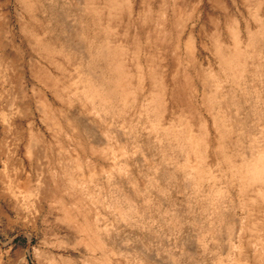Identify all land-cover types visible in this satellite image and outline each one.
Listing matches in <instances>:
<instances>
[{
	"label": "rangeland",
	"instance_id": "1",
	"mask_svg": "<svg viewBox=\"0 0 264 264\" xmlns=\"http://www.w3.org/2000/svg\"><path fill=\"white\" fill-rule=\"evenodd\" d=\"M76 1L9 0L5 6L3 5L5 16L2 17L3 29L0 39L5 46L0 50V54L3 53L8 58H13L16 69H23L25 77L18 85L2 83L0 77L1 106H5L4 103L11 98L13 91H20L14 99L16 107L13 109L14 111L11 110V113L6 111L8 118L10 117L17 123L18 133L15 134L16 136L14 135L15 128L12 132L5 130V124L0 118V143H4V147L9 149V154H6L5 149L0 148V175L7 173L9 176V172L11 173L13 168H17L24 170L23 178L28 176L35 187L38 182L44 186V180H46L53 190L56 189L53 191V199L52 193L45 198L44 210L34 214L35 210L30 206L31 197L26 198L23 195L18 200L20 209H16L13 206L15 191L14 196L12 193L11 196L6 185L0 182V264H66V261L67 264H70L68 255L72 249L68 244L70 241L67 243L65 240L67 234L79 233L81 240L88 232L94 236L92 228H87V230L86 226L84 228L80 225L85 223L82 218L85 212L73 206L71 200L73 197L71 198L64 192L67 195L65 196L61 192L62 197L66 198H57L61 195L57 189L66 186L61 183L65 177L59 178V176L63 172H66L65 174L72 173L73 165H79V162L75 160L74 153L78 150L89 152L90 146L92 148L100 146L91 142L86 136L83 130L85 126L87 128H90L91 125L95 128L98 127L101 138H106L111 146V150L109 147V149H105V152L94 149L97 152L94 163H90V166H86L84 163L81 172L77 170L80 177L81 174L84 175L83 190L91 194L87 196L88 202H90L87 206H100V198L109 195L115 187L134 199L143 200L146 196L141 186L142 181L149 184V178L157 180V183L164 180L161 178L162 171H158V168L151 167L152 173L147 177L143 176L146 169L136 163L133 146L138 145L145 148L154 154L156 160L160 156L161 167L166 164L163 171L168 173L172 170L168 158H163L164 152L160 150L163 145L157 142L160 138L156 130L153 131L150 127L153 118L151 108L156 99L157 89L161 91L163 99L161 110L163 119L167 120L172 113L174 122L178 123L179 113L187 110L186 114H190L189 111H191L190 124L193 129L197 130L199 129L200 109L203 110L201 101L208 102L206 95H202L204 84L207 89L213 90L214 102L217 103L221 99L229 102L233 100L230 90L231 87L235 88V85L223 66L225 64L223 60L227 62V58L232 56L239 59H236L235 63H241L244 66L241 80L245 86H248L251 80V70L257 74L260 69L261 71L264 69V0H80L78 8L74 6ZM23 3H28L29 9L24 8ZM70 12L76 18L74 24L71 23L73 16ZM66 13L69 14V20H64L63 23L69 27L70 38L67 34L62 33L60 25L62 23L60 14ZM53 15H56L58 23L51 19ZM48 20H50L49 24H47ZM26 21L27 25L30 24L35 40H40L39 42H33L30 31L24 29ZM36 32H38V36H35ZM188 37L191 38L190 45L186 46ZM76 43L82 44L86 49L89 46L93 50V55L98 45L108 48L114 57V63L124 73L125 80L122 79V81L124 85L127 83V88L124 87L122 81L119 82L118 86L122 89L118 92H123V94L118 100H128L126 103H119V105H115L118 104V100L114 101L115 104L113 102L117 112L121 107V114L118 112L117 115L109 116L111 123H108V126L110 125L112 128L107 127L98 115L90 112L89 106L84 107L78 97L81 89L76 90V85L81 86V80L85 79L89 62L82 55L83 50L78 48ZM52 47L56 48V52ZM58 61L62 62V66L58 65ZM94 61V66L102 64L99 59H94ZM259 80L260 76L255 75V81L259 82ZM75 81L78 83L76 84ZM257 82H253V84ZM41 95L46 100L54 102V109H59L63 105L62 108L67 113L70 115L80 113L82 119L78 117L74 119L75 121L70 119L71 128H69L64 126L67 123L64 120V114L57 113L56 117L64 125L60 123V129L56 130V127L49 122V127L43 122L45 121L44 112L39 108ZM122 104L125 106H121ZM240 104L244 105L241 98ZM25 105L29 106L27 115L14 114L15 111L18 113ZM248 114L249 107L246 104V111L240 118L243 121L241 131L246 130L244 122ZM78 119L82 122H78ZM72 124H75V129H72ZM120 124L123 125L120 126ZM160 125H163V122ZM127 126H134L135 138L122 140L118 136L117 129L119 127L127 129ZM175 126L178 127L179 124ZM202 128L201 124L200 129L202 130ZM255 131L256 127H253V135ZM207 134L209 144L211 145V142L214 141V145L216 141L214 132H211L210 129V121L207 126ZM226 136L227 134L223 132L220 134V143L222 144L220 149H210L208 146L207 152L210 154L207 158L208 161L212 158L211 152L216 155L219 150L223 149ZM59 138H64V142L69 141L70 144H67L66 147L68 146V149L75 148L76 151L67 149L61 155V140ZM37 148L42 150L41 157H38L36 153L28 154L30 149L36 150ZM235 166L233 173L226 175L224 181L220 183L222 189L218 194L225 202L229 200L228 197H231L235 202L243 203L242 196L238 195L241 186L239 178L232 179L231 177L239 175L242 171L238 165ZM108 175L110 176L108 177ZM156 175L157 178H155ZM70 176L73 177L72 174ZM89 179L92 180V184H89ZM257 188L264 189V183L256 182L247 193V196L252 198L255 208H259L262 204L261 197L257 194ZM153 193L149 184V196H153ZM171 196L178 205L183 202L185 193L175 194L173 192ZM167 198L172 199L169 196ZM17 199H19L18 196ZM65 199L70 201L66 202ZM64 201L68 205L63 206V211L60 205ZM190 202L191 206L186 208V213H180L179 216L185 220L197 216L204 222L206 214L199 212L198 206L193 200ZM70 203L72 207L69 205ZM66 209L70 214H73L74 211L76 217L74 215L70 217ZM62 212L66 213L68 218L63 216ZM103 214L105 216V211ZM86 215L84 217L88 218ZM57 216L61 217V222L58 221ZM77 216L82 217L80 219ZM73 217L76 219L74 220ZM92 217L96 218L93 214ZM244 217L245 215L239 209L233 215V219L229 220L235 225L238 219ZM64 219H68L70 222L74 220L75 224L68 226L69 224L63 222ZM252 221H255V226H251L253 225ZM87 222L91 223L89 218ZM182 222L183 224L180 226L175 225L176 222H173L169 217L160 226H156L158 232L165 233V238H157L155 233L146 234L145 231H139L135 226L129 230L122 224H119L117 233L119 235L126 234L132 239L137 237L139 242H146L150 249L162 247L164 244L170 252L178 253L179 248L177 247L180 243L178 238L192 230V226ZM242 224V226H233L217 222L218 231L214 233L215 239L210 240L208 237L205 239V243L208 244V248L212 252L207 250L200 264L217 261L213 259L214 257L226 259V255L222 252L223 245L231 242L235 249L240 235H244V241L250 242V244L252 239L255 240L256 228L259 229V234L264 235V214L262 212L254 213L253 218H248V221L244 220ZM97 225L96 231L105 233L107 241L109 238L107 234L114 235L115 230L104 219L98 217ZM83 229L87 231L85 230L84 233ZM89 234H87V238L90 241L86 237L84 241L95 243L96 239L93 238L92 242V236ZM168 239L176 248L171 247L170 249L167 246ZM240 241L242 240L240 239ZM93 244L88 246L92 247ZM94 247L99 249V247ZM101 250H95V258L97 260L98 257L102 260L105 257L102 263L106 264L104 261L107 262L108 253L105 251L101 253ZM75 251L78 252L76 249ZM88 256L91 255L88 254ZM162 256L164 255L161 254ZM127 257L123 258L124 263H136L131 262L134 259L132 256L128 255ZM52 259L53 261H51ZM99 259L97 262H100ZM142 264L150 263L145 260Z\"/></svg>",
	"mask_w": 264,
	"mask_h": 264
},
{
	"label": "bare ground",
	"instance_id": "2",
	"mask_svg": "<svg viewBox=\"0 0 264 264\" xmlns=\"http://www.w3.org/2000/svg\"><path fill=\"white\" fill-rule=\"evenodd\" d=\"M8 2L9 0L0 1V36L3 29L2 17L5 16V14L3 13V5L5 6ZM74 6L78 8L80 6V0H77L76 3H74ZM23 7L29 9L30 6L28 3H23ZM70 14L73 16L71 23L74 24L76 18L72 14V12H70ZM60 17L62 19V23L60 24L62 33L67 34L69 36L68 38H70L69 27L65 26L63 23L64 20H69V14H60ZM51 19L54 22L58 23L56 15H53V17L51 16ZM49 23L50 20L47 21V24ZM24 29H28V31H30V37L33 42L40 41L35 40L30 24L27 25V21L25 22ZM36 35H39L38 32L35 33V36ZM190 40L191 38L188 37L186 46L190 45ZM4 46L5 45L2 44V41L0 39V50ZM76 46L83 50L82 55L89 62V67L86 72L85 79L81 80V86L76 85V90L81 89L78 97L83 102L84 107L89 106L90 112L98 115L100 117V120H103L107 127H109L110 125L108 126V123H111V120H109V116L115 115L116 113L120 112L121 107L119 106L120 108H118L119 111L117 112V108L115 110L113 105L115 104L114 101L118 100L123 94V92H118L120 91V89H122V87L118 85L120 84L119 82L122 81V79L125 80L124 73L121 69L118 68V65L114 63V57L108 48H105L102 45H98L96 47V52L93 55V50L89 46L87 47L88 50L84 46H82V44L80 45L79 43H76ZM52 49L56 52L55 47H52ZM94 59L101 60L102 64L100 66H94ZM236 59L238 58L232 56L227 58V62L223 60V63H225L223 66L227 70L228 76L232 80V83L235 85V88L231 87L230 90L233 95V100L229 102L225 99H221L222 101L219 100L217 103L214 102L213 98H215V96L213 90L211 88L207 89L204 84V88H202V95H206V97L208 98V102L206 100L201 101L203 110L200 109L199 129L197 130L193 129L190 124L191 111H189L190 114H186L187 110L179 113L180 119L178 123L174 122L172 113L169 115V118L167 120L163 119L161 111L163 106V99L161 96V91L157 89L156 99L153 101L151 108L153 118L150 127L153 131L156 130L157 135L160 138L158 139V137H156V139H158L157 142H160L163 145L160 147V150L164 152L163 158H168V162L172 170L168 173L166 171H163L166 167V164L164 167H161L162 163L159 161L160 156L159 158L157 157L156 160L154 154L147 151L145 148L139 147L138 145L133 146V150L135 152L134 159L136 163L146 169V172L143 173L144 177H147L152 173V168H158V171H162L161 178L164 181L157 183V180L154 181L152 178L148 179V182L154 192L153 196H149L148 194L149 184H147L145 181H142L141 186L144 189V195L146 196V198L144 197L143 200L134 199L129 194L115 187L109 195L100 198V206L95 207L93 205L92 207H88L87 204L90 202H88L87 196L91 194L83 190L84 186L82 185L84 184V175L81 174L80 177V174H77V170L78 172H81V169H83L82 164L84 163H86V166H90V163L93 164L95 160L94 157L97 155L96 151L105 152V149H109V147L111 150V146L109 144L110 142H108V140H106V138L104 137L101 138V132H99L98 127L95 128L91 125L90 128H87L86 126L83 128L84 133L91 142L93 141V143L100 146L93 148L90 146L89 152L82 150L76 151L75 148H69L70 151H76L74 153L75 160L79 162V165H73L72 173L68 172L67 174H65L66 172H60L62 174L59 176V178L65 177L64 179H62L61 183H64V185L66 186L64 188H62L61 186L60 189L57 190L58 192H60V194L61 192H63L64 195L66 193L71 198L73 197L71 199L73 206H75V208H80L82 212H85L84 215L87 214L86 217L88 216L91 223L88 224V218H85L84 215H82L83 217H81L83 218V221L85 223H83L82 221L84 225H80L84 226V228L86 226V229L92 228L91 231L94 236L89 234V232L87 234L92 236V242L94 239H96V241L95 243L93 242L94 244L90 242L89 243L93 244L96 247H99L100 250L102 249L100 251L101 253L102 251L108 253V255L103 254L104 256H108L106 257L107 262L104 261L106 264H126V262L124 263L123 258L127 257L128 255L134 258L131 262H136L135 264H142L145 260H147V262H149L150 264H200V262L205 257V252L207 250H210V248H208V244L205 243V239L206 237H208L210 240L215 239L214 233L218 231V226H216L217 222L220 221L233 226H242L243 221H248V218H253L254 213L262 212L264 214V189L257 188V194L261 197L262 201V204L259 208L253 207L252 198L250 199L247 196L248 191L254 187L256 182L264 183V69L262 71L260 69V72L257 74H255L256 72L251 70V80L249 82V85L245 86V84L242 83L241 80V74L244 71V66L241 63H235ZM57 63L59 66H62L61 61H58ZM255 75L260 76L259 82L255 81ZM0 77L2 79V83L8 82L9 84L18 85L24 79L25 72L23 71V69H16L13 58H8L6 54L2 53L0 54ZM253 82L257 83L253 84ZM75 83L77 84L78 82L75 81ZM126 84H123L124 87L127 86ZM124 92L126 91L124 90ZM19 93V90L13 91V94H11V98L7 100L6 103H4V107L1 106L0 103V118L5 124L4 129L12 132L13 128H15L14 135L18 133L17 123L14 122V120L12 121L10 117L8 118V113H11V110L14 111L13 109L16 108L14 99ZM39 98V108L42 112H44L43 116L45 121L43 122L46 123L49 127V122H51L52 125L56 127V130L60 129L59 125L62 122L58 117H56L57 113H60L61 115L64 114L63 116L65 119L63 118V116L62 118L66 120L67 123H65V125L62 123V125L69 128H71L69 122L70 119L74 120L77 117L82 119L80 113H73L70 115V113H67V111L62 108L64 107L63 105L60 106L59 109H54L53 101L46 100L42 95ZM240 98L244 101L243 106L240 104ZM126 100L128 99H120L118 100V104L116 103L115 105H119V103H126ZM246 104L249 107V114L246 121L244 122L246 130L241 131V125L243 124V121H241L240 118L246 111ZM121 106H123V104ZM28 110L29 106L25 105V107L20 109L18 113L15 111L14 114L27 115L29 113ZM6 111H8V113H6ZM80 119H78V122H82ZM209 121L211 132H214V140L216 141L214 145V141L211 142V145L208 141L207 126L209 124ZM161 122H163V125H160ZM176 124H179V126L176 127ZM201 124L203 126L202 130L200 129ZM121 125L123 124H120V126ZM110 127L112 128V126ZM253 127H256L254 135ZM75 128V124H72V129ZM222 132L227 134L226 141L223 143V149L219 150L216 155L211 152L212 158H210V160L208 161L207 158L210 156V154L207 152L208 146L210 149H220L222 146V144L220 143V134ZM243 132L244 134H242ZM117 133L122 140L135 138L134 126H127V129L119 127L117 129ZM63 139L64 138H59L62 144H60L61 155H63L67 151L68 146L66 147V145L70 144L69 141L64 142ZM1 145L0 148H4L6 154H9V149H6L4 147V143ZM35 153L38 157H41L42 150L37 148L36 150L30 149L28 152V154L33 155ZM114 165L116 166L117 164ZM235 165H238L242 169V171H240L239 175L231 177L232 179L239 178L238 180L241 183V186L239 188L238 195L239 197L242 196L243 203H240L239 201L235 202L231 197H228L229 200L225 202L222 196L218 194L222 189L220 183L224 181L226 175H231L233 173V169L236 168ZM55 173L57 174V172ZM70 174H72L73 177H71ZM23 176L24 170L13 168V172H9V176H7V173L0 175V182L3 185H6V189L11 196L12 194L14 196L15 191L16 196L13 205L14 208L20 209V203H18V200H20L23 195H25L26 198L29 196L32 198L30 206L33 207V209L35 210L34 214H36L43 209L44 201H46L45 198H47V196L49 197L51 193L53 199V191L56 188L53 190L46 180H44V186H42V183L39 184L38 182L35 187L30 179H28V176L27 178H23ZM109 176L110 175H108V177ZM155 178H157V175L155 176ZM89 184H92L91 179H89ZM40 187L42 189H39ZM173 192L175 194L185 193L184 200L183 202H181V204L177 205V202L172 198L171 195H173ZM63 194H61L57 198H66L62 197ZM17 196L19 199L16 200ZM167 196L172 199L169 200ZM58 200L59 202H61L60 199ZM191 200H193L194 203L198 206L199 212H203L206 214L204 222L197 216L193 217L190 220H185L183 217L181 218L179 216L180 213H186V208L188 206H191ZM67 201L70 200L68 199L66 200V202ZM63 204L60 205V208L62 210L64 208L63 206L68 205H66V203L65 205ZM72 204L70 203L69 205H71L72 207ZM239 209L243 212L245 217L243 219H238V222H235L234 225V223L229 219H231ZM76 210L77 212H79L78 209ZM104 211L105 216L103 214ZM69 214L70 213L68 211V215ZM92 214L96 218L93 219ZM66 215L67 214L64 213L63 216L66 217ZM71 215H74V217H76L74 211L73 214H70V217ZM59 216H57L58 221L61 222V217L59 218ZM74 217L73 219L75 220L76 218ZM98 217L104 219V221L109 223L110 227H113V229L115 230L114 235L111 236L110 234H107V236L109 237V242L105 237V233H99L96 231V228L98 226ZM169 217L173 222H176L175 225L178 224L180 226L181 224H183L182 221H184L189 226H192L191 231L185 233L184 235H181L178 238L180 239V243L177 247L179 248V250H177L178 253L173 251L170 252L168 248H165L164 244L162 245V247L150 249L149 245L146 242H139L137 237L132 239V237H127L126 234L119 235L117 233L119 224H122L125 227H128L129 230L131 229V227L135 226L139 231H145L146 234L155 233V236L157 238H165V233L162 234L161 232H158L156 226H160V224L163 223V221H166ZM67 220L68 219L63 222L65 224L67 223V225L69 224L68 226H70V224H75L73 222L74 220L71 222ZM255 221H252L253 225L251 226H255ZM85 230L83 229V232ZM255 232V240L252 239L251 244L250 242L244 241V235H240V238L237 239L238 243L235 249L234 245L231 242L228 244H224L222 252L224 255H226L227 258L218 259L214 257L213 259H216L217 261H212L209 264H264V235L259 234L258 228H256ZM87 234L84 235L86 238ZM84 239L81 240L79 233H75L74 235L72 233L67 234L65 240L67 241V243L70 241V243L68 244L69 246L71 245L70 248L72 249V252H70V254L68 255L70 264H103L102 262L105 257L103 258L101 256V258H103L102 260L97 257V260H100V262L98 261V263L94 255L95 252L99 249L95 248L94 246L92 247H94L95 249L89 247L88 245L90 244L87 242L88 238L87 240H85L86 242L84 241ZM225 239H227V236H225ZM240 239L242 241H240ZM167 242V246L170 249L171 247L176 248L172 245L169 239L167 240ZM75 249L78 252H76ZM209 252L211 253L212 251L210 250ZM160 253L164 256L161 257ZM65 254L66 253H64L63 255ZM88 254L91 256H88ZM51 261H53V259Z\"/></svg>",
	"mask_w": 264,
	"mask_h": 264
}]
</instances>
